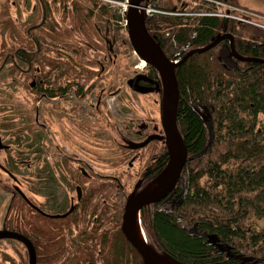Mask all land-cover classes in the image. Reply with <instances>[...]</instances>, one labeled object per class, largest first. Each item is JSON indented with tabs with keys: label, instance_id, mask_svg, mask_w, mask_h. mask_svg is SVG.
Returning a JSON list of instances; mask_svg holds the SVG:
<instances>
[{
	"label": "flooded vegetation",
	"instance_id": "1",
	"mask_svg": "<svg viewBox=\"0 0 264 264\" xmlns=\"http://www.w3.org/2000/svg\"><path fill=\"white\" fill-rule=\"evenodd\" d=\"M7 1L14 10L10 16L11 22L8 24L7 31L11 40L5 48L2 42L0 43V82L1 86L7 88L0 93V203L5 202L0 231L24 236L35 250L36 264L45 262L37 259V250L43 248L45 250L51 238H54V246L56 250H59V257L56 259L58 264H144L140 255L121 231L123 210L120 209L122 208L120 201L116 200L108 204V209L104 210V204L107 202L104 200L106 189L101 186L99 187L100 192L97 195L93 194L95 179L89 166L65 154L70 151L62 153L60 151L62 147L58 148L53 144V147L49 148L45 141L50 134V124L58 121L65 123L81 121L86 131L84 135L86 138L94 133L92 127L96 117L95 112H100L99 109L103 106L104 95L108 92L104 84L108 83L109 74L111 78L110 70L120 67L124 72L126 71V63H121L118 58L121 53L118 54L115 50L119 38L114 30L118 28L111 25V20L106 15H103L107 18L105 20L94 18V15L89 20L85 16L86 12H79V6L74 5V2L78 0H70L63 4V7L69 14L68 6L71 5V13H77L81 18L79 23L82 24L81 29L78 28L77 20L71 24L74 27H68L71 34H74L75 46L73 43L65 46L64 42L58 45V50L49 51L45 46V33H47V23L51 22V18H49L50 13H47L46 0H33L36 3L32 7H30L31 0ZM80 1H82L81 4L87 5L83 3L84 0ZM4 5L5 1L0 0V7L3 8ZM32 17L33 23H31ZM229 20L238 22L234 19ZM222 23L224 27H227L229 21ZM56 29L59 31L61 26ZM38 30L43 33V39L39 38L37 43L34 32ZM162 33L160 27L153 31L154 38L159 44L161 40L158 35H164ZM77 35L80 37L77 38ZM63 41L62 35L61 42ZM126 44L127 42L121 43L120 48L125 47ZM226 46H229V43ZM36 61H38L37 64ZM138 62L139 66H133L131 77L125 79L124 94L121 92L120 94L125 97L127 90L135 97L137 99L135 111L141 115L136 118L134 128L127 129V137L120 133V139L127 143L120 144L118 147L131 154L129 167L137 160L143 159V154L149 153L146 164L134 185L141 189L152 179L154 163L159 155L167 154V148L162 125L160 79L153 67L143 63L144 66H141V61L138 60ZM134 78L137 81L131 86L139 91L133 90L128 83ZM98 86L100 87L97 99L94 100V91ZM20 96L23 100L21 113L12 103L14 98ZM15 117L17 118L16 123L14 122ZM31 130H33L32 134H38L40 156L43 154L45 159L47 157L44 152L58 151L56 162L62 166L57 178L49 176L50 178L46 179L43 176V181L46 183L41 186L39 193L40 189L38 186L35 187V192L40 198L39 202L32 200L25 188V180L31 173L35 176L33 173L36 171L35 168L32 171L34 166L30 155L32 146L36 148V144L31 143ZM72 133L73 131L65 129L60 135L63 138L59 139L67 144L65 149L77 151L79 149L77 145L68 142ZM146 141L144 147L137 148ZM46 170L47 168L44 170L45 173ZM107 183L111 187L113 183L119 184L115 178L107 180ZM59 185L65 188L61 195L56 190ZM177 190L178 187L169 199L177 198L175 196ZM47 203L54 208L52 211L44 210L47 208ZM148 207L154 210V205H148L144 209ZM19 212H23L24 215L22 228L16 223V220L21 217ZM65 215L64 219L50 218ZM35 216L42 218V221L40 231L32 235L34 226L29 218ZM24 217H28V220ZM140 228L145 244L152 250L160 251L154 244V230H151L153 234L150 236L141 220ZM190 229H193L191 236L199 238L203 234L208 235L197 225ZM51 233L54 235L51 236ZM199 239L207 242L206 238ZM11 241L20 245L24 250V263L20 262L21 260L18 262L29 264L28 250L25 246L18 241ZM217 244L218 242L215 246ZM219 257L225 259V255ZM231 259L233 262L239 261L235 258Z\"/></svg>",
	"mask_w": 264,
	"mask_h": 264
},
{
	"label": "trees",
	"instance_id": "2",
	"mask_svg": "<svg viewBox=\"0 0 264 264\" xmlns=\"http://www.w3.org/2000/svg\"><path fill=\"white\" fill-rule=\"evenodd\" d=\"M151 2L155 8H162V0ZM83 3L88 6L84 8L80 2L74 5L79 6V12H86L90 20L98 2L84 0ZM217 12L220 11L214 5L191 1L186 13L193 16L176 18L156 14L148 18L146 27L152 34L161 28L164 35L158 38L162 52L167 59L178 60L188 50L207 46L211 38L223 31L222 22L226 18L213 15ZM47 13L52 20L51 7L47 8ZM79 20L80 17L76 26L81 29ZM227 20L225 33L234 38L236 52L264 60V30ZM0 28L1 34L7 33L8 24L3 19ZM46 28L45 46L49 51L59 49L58 45L63 43L60 35L71 36L72 33L70 29L57 31L59 26L52 22H48ZM34 34L37 43L39 38L43 39L40 30ZM67 40L68 37L64 40L65 46H69ZM224 43L189 57L175 69L179 92L176 124L187 157L197 155L208 145L209 121L213 144L203 156L185 162L175 193L180 196L183 189L178 207L163 201L154 204V210L148 207L141 212L142 223L150 236L154 230V244L159 252L180 264H264V64L235 61L234 69H229L218 57ZM166 162L167 154L158 156L152 178ZM101 186L106 189L104 200L107 202L103 209L107 210L108 204L119 200L123 210L126 195L122 189L112 188L104 180L94 184L93 194L97 195ZM19 213L21 217L16 218V223L22 228L24 215ZM29 221L34 226L31 232L34 235L40 231L42 218L35 216ZM194 225L218 237L219 247L208 246L206 241L189 235ZM54 245L51 238L45 250H37V259L45 261L41 264H58L59 250ZM224 255L225 259L219 257ZM17 258L23 260V256ZM231 258L239 261L233 262Z\"/></svg>",
	"mask_w": 264,
	"mask_h": 264
},
{
	"label": "rangeland",
	"instance_id": "3",
	"mask_svg": "<svg viewBox=\"0 0 264 264\" xmlns=\"http://www.w3.org/2000/svg\"><path fill=\"white\" fill-rule=\"evenodd\" d=\"M5 1V5L3 8L0 7V21L3 19L6 21L7 24L11 22L10 16L13 14V8L12 6H9L8 1ZM88 1V0H87ZM98 3V8L94 9L95 14L94 18H99L101 20L107 19L106 17H103L105 15L104 13H107L106 16L109 18H112L115 16L117 18L118 11L123 12L124 9V3L123 0H108V1H102V0H96ZM245 1V0H243ZM3 2V1H2ZM47 6L51 7V10H53V17H52V22L54 23L55 26H58L60 23L62 29H68V26H72L71 24L74 23L75 21L78 20L79 16L77 13H71L70 11V6H68V11L69 14H67L66 10L63 7V4H66L64 0H46ZM78 2H82L78 0ZM36 1L33 2V0L30 1V7H32ZM87 5L84 7L86 8ZM180 7V1L178 0L174 8L175 10H179ZM236 4L233 8H236ZM234 14L235 16L242 17L248 16L249 21L251 20V17L254 21L253 23H260L264 24L261 22V19L259 20L258 18L254 17V13H247V10H241L240 7L236 8ZM101 11H104L101 12ZM252 12H254L252 10ZM256 12V11H255ZM263 14L264 11L260 10L258 13ZM233 13H230V15ZM215 16H219L218 14H213ZM39 16V14H38ZM211 16V14H210ZM213 17V16H212ZM117 20V19H116ZM182 22H184V19H180ZM112 25H116L118 30H114L116 36H118V45L115 47V50L121 53L118 55L119 60L121 63L123 62L124 64L126 63V71L124 72L123 68L120 69V67H115L110 70L111 73V78L110 74L108 76V83L104 87L108 91L103 98V106L100 107L99 110L100 112H95L96 117L94 126V133L90 134L88 138H86V131L84 129L83 123L80 121H74L73 123H65V122H52L50 124V134L46 138V145L49 146V148L53 147V144H55L58 148L62 147L60 150L62 153L65 151H70L66 152L69 157H74L77 160L83 161L85 164L89 166V169L91 170L90 172L94 174V184L96 185L97 183H101L105 180V182L111 178L117 179L119 184L117 185L116 183H113V187L118 186L117 189L120 190V187L122 188V191L124 194L128 195L132 188L134 187L135 183L138 180V175L144 168L146 164V160L148 158V154H143V159L137 160L131 167H129V162H130V156L131 154L128 153L125 150H121L118 146L120 144H126L127 142L122 141L120 139V133L124 134L126 136L127 129H132L134 128V124L136 122V118H139L138 112H136V105H137V99L133 97L127 90L125 97L122 96L121 94H124V89H125V79H128L131 77V71L133 70V66H139L138 58L136 55L133 54V51L129 45L127 35L125 28L123 27V24L121 22H116L114 17L111 19ZM31 23H33V17L31 20ZM242 23V22H241ZM114 34V35H115ZM62 38V35H60ZM68 37L67 43H73L75 46V39H74V34L70 35H63V40H65ZM80 35H77V38H79ZM9 39L8 34H1V28H0V43L5 44L7 46L9 44ZM65 41H63L64 43ZM123 42H127L125 47L120 48V44ZM62 43V44H63ZM125 58H123V56ZM6 84V81H5ZM100 86H98L95 91H94V100L97 99V94H98V89ZM2 90H7L6 86H1L0 82V93ZM15 91V89H14ZM116 92H118L116 94ZM121 92V94H120ZM118 94H120L118 96ZM22 96L19 98H14V106H17L18 109H22V102L23 100L21 99ZM1 98V97H0ZM96 104V101H95ZM17 115V114H16ZM17 118L15 117V123ZM41 123V122H40ZM139 123V122H138ZM91 124V122H90ZM86 126V124H85ZM34 129V128H33ZM65 129L73 131V133L69 136V141L71 144L77 145V148H79L77 151H71L69 149H65L64 147L67 145L64 141H62L59 138H63L61 135V132H63ZM33 130L30 131L32 137H31V143L32 145L36 144V148L31 149L30 155L32 158V165L34 166L32 171L35 172L33 173L35 176L31 175L27 177L25 180V188L27 192L29 193L28 195L31 197L32 200L40 201L39 195H37V192H35V187L38 186V193L42 189V185L46 183L43 181V176L44 178H50L49 176H52L55 178L58 177L60 173H58L60 170H62L61 164L59 165L56 162L57 158V152L54 153H46L47 158H43L40 156V152L38 150L39 146V138L38 134L34 133L32 134ZM60 136V137H59ZM127 137V136H126ZM36 138V140H35ZM73 152V153H72ZM145 153V152H143ZM60 155V154H59ZM17 156V155H15ZM42 160V161H41ZM46 164V165H45ZM58 166V167H57ZM57 167V168H56ZM45 168H47L46 173H45ZM57 169V171H56ZM56 171V172H55ZM58 173V174H57ZM41 178V179H40ZM53 179V180H54ZM21 180V179H20ZM58 182H60V179H58ZM60 195L62 192L64 193L65 188L59 185V187L56 188ZM114 190V189H113ZM117 192V191H116ZM60 197V196H59ZM35 201V202H36ZM7 202V201H6ZM4 206L5 202L0 203V228L2 224V218L4 215ZM47 208L44 210L46 211H52L54 208L50 207V205L47 203L46 205ZM52 234V233H51ZM10 241H0V264H20L19 259L17 256H23L24 250L20 245L14 244V243H9ZM14 250V252H13Z\"/></svg>",
	"mask_w": 264,
	"mask_h": 264
},
{
	"label": "water",
	"instance_id": "4",
	"mask_svg": "<svg viewBox=\"0 0 264 264\" xmlns=\"http://www.w3.org/2000/svg\"><path fill=\"white\" fill-rule=\"evenodd\" d=\"M143 2L144 0H130L128 4L125 16L127 21V35L136 56L156 70L162 83V125L165 131L164 141L167 148L168 161L164 170L150 185L137 193H131V195L128 197L122 216L121 231L125 235L128 242L131 244V246L134 248V250L141 256L144 264H179L171 260L169 257L160 256L159 254L155 253V251H152L149 247L143 245L142 242L138 239V235H136L137 232H135L134 230V223L138 212L147 205L157 203L172 192L187 159L183 141L176 127V114L179 103V93L175 76V69L179 65L184 63L189 57L195 54L204 53L224 40L229 41V46H222L218 56L219 59L222 60L224 64L230 69H233L234 66L232 59H236L241 62H252L260 64H264V60L240 57L234 48L233 37L231 35L223 34L212 38L208 46L192 50L184 55L182 60L177 64H172L164 56L158 44L154 42V38H152L148 34L143 16L138 14V8L142 5ZM225 29L226 27H224L223 29L224 32ZM136 81L137 80L134 78L129 80L128 83L133 90L139 91L131 86L133 83L135 84ZM207 126L210 137L208 145L200 153L191 157L189 160H193L203 156L206 151L211 148L213 144V130L210 121L207 122ZM146 143L147 141L139 145L137 148H140L142 146L144 147ZM151 186L153 187L151 188ZM16 191L20 193V191ZM39 214L43 215L41 212H39ZM65 217L66 215L50 218L58 219ZM1 239H11L22 243L28 250L29 264H36L35 251L30 242L25 237L16 233L0 231V240Z\"/></svg>",
	"mask_w": 264,
	"mask_h": 264
},
{
	"label": "crops",
	"instance_id": "5",
	"mask_svg": "<svg viewBox=\"0 0 264 264\" xmlns=\"http://www.w3.org/2000/svg\"><path fill=\"white\" fill-rule=\"evenodd\" d=\"M240 7L253 10V11H264V0H234ZM261 13V12H260ZM264 14V13H263Z\"/></svg>",
	"mask_w": 264,
	"mask_h": 264
},
{
	"label": "bare ground",
	"instance_id": "6",
	"mask_svg": "<svg viewBox=\"0 0 264 264\" xmlns=\"http://www.w3.org/2000/svg\"><path fill=\"white\" fill-rule=\"evenodd\" d=\"M225 18L226 19H234V20H237L238 22H241V21H239L235 16H234V14H231L230 15V13L229 14H227L226 16H225ZM227 22V20H225V23ZM208 46V45H207ZM206 47V46H205ZM212 49V48H211ZM210 50V49H209ZM209 50H207V51H209ZM206 51V52H207ZM218 55H219V53H218ZM219 57V56H218ZM208 151V150H207ZM181 174V173H180ZM180 176V175H179ZM153 186H151V188H152Z\"/></svg>",
	"mask_w": 264,
	"mask_h": 264
},
{
	"label": "built area",
	"instance_id": "7",
	"mask_svg": "<svg viewBox=\"0 0 264 264\" xmlns=\"http://www.w3.org/2000/svg\"><path fill=\"white\" fill-rule=\"evenodd\" d=\"M146 12L149 13V12H152V10H151V9H147ZM256 26H258V27H260V28H264V26H262V25H260V24H256Z\"/></svg>",
	"mask_w": 264,
	"mask_h": 264
}]
</instances>
